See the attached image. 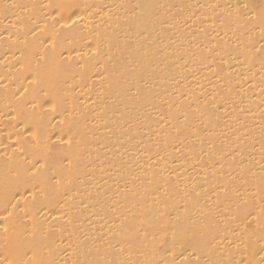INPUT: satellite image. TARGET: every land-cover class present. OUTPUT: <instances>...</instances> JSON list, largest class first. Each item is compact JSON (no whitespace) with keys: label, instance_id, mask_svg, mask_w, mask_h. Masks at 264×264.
Returning <instances> with one entry per match:
<instances>
[{"label":"bare ground","instance_id":"obj_1","mask_svg":"<svg viewBox=\"0 0 264 264\" xmlns=\"http://www.w3.org/2000/svg\"><path fill=\"white\" fill-rule=\"evenodd\" d=\"M0 264H264V0H0Z\"/></svg>","mask_w":264,"mask_h":264}]
</instances>
